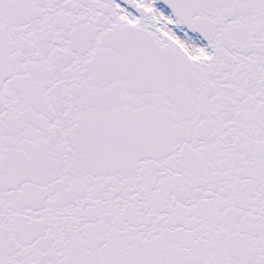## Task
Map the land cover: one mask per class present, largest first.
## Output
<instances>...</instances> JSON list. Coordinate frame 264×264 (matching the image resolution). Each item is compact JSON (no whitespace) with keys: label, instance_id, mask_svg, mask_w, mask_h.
<instances>
[{"label":"snow or ice","instance_id":"1","mask_svg":"<svg viewBox=\"0 0 264 264\" xmlns=\"http://www.w3.org/2000/svg\"><path fill=\"white\" fill-rule=\"evenodd\" d=\"M0 264H264V0H0Z\"/></svg>","mask_w":264,"mask_h":264}]
</instances>
